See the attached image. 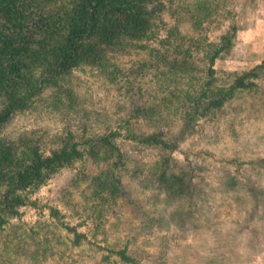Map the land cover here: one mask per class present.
Here are the masks:
<instances>
[{
  "label": "rangeland",
  "instance_id": "rangeland-1",
  "mask_svg": "<svg viewBox=\"0 0 264 264\" xmlns=\"http://www.w3.org/2000/svg\"><path fill=\"white\" fill-rule=\"evenodd\" d=\"M161 17L158 37L182 35L191 69L150 65L146 51L158 43L143 41L108 51L116 77L83 66L56 86L37 72L39 96L0 139L26 136L47 154L70 133L83 156L0 230V264H31L34 249L43 264H118L103 259L105 242L127 243L138 264H264V0H163ZM223 35L231 43L203 69L196 47ZM141 101L148 115L130 117ZM110 130L119 132L112 153L100 141ZM151 134L162 144L140 141ZM165 170L184 177L180 189L165 187ZM110 172L118 191L96 197ZM52 208L86 245L70 246Z\"/></svg>",
  "mask_w": 264,
  "mask_h": 264
},
{
  "label": "trees",
  "instance_id": "trees-1",
  "mask_svg": "<svg viewBox=\"0 0 264 264\" xmlns=\"http://www.w3.org/2000/svg\"><path fill=\"white\" fill-rule=\"evenodd\" d=\"M162 7L163 0H0V131L39 96L42 86L37 84V72L41 74L42 82L56 86L83 66H94L106 71L108 76L116 77V72L109 68L108 51L127 49L137 43L144 47L143 41L158 43L146 51L150 65L163 61L171 67L191 69L192 65L181 59L185 56L180 50L182 35L158 37L163 24ZM231 38L223 35L222 41L196 47L203 58V69L212 70L215 59L227 49ZM259 66H264V60ZM143 91L144 87L141 94ZM141 102L143 106L138 103L136 113L131 111L130 117L148 115L146 102ZM184 118L185 124L194 120L191 116ZM118 133L110 130L100 137L111 153L115 147L112 139ZM130 137L137 136L131 134ZM158 137V134H151L139 138L140 141L162 144ZM82 156L79 143L70 133L47 154L38 142L26 136L0 139V230L51 174ZM162 177L170 191L180 189L179 185L184 181L182 175L167 174L166 170ZM114 182L112 172L103 179L100 177L94 190L96 197L116 193L118 187ZM50 210L57 224L69 234L70 246L86 245L85 233L60 220L57 209ZM12 235V239L16 237L15 233ZM91 235L98 236L94 230ZM102 239H105V233ZM101 249L106 253L103 259H113L118 264L140 262L127 243L113 246V243L105 242ZM37 254L38 250L34 249L31 264H43V257Z\"/></svg>",
  "mask_w": 264,
  "mask_h": 264
}]
</instances>
